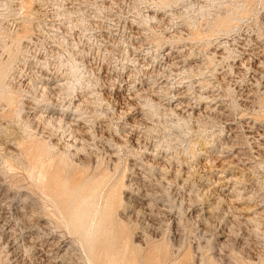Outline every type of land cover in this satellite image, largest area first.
Returning a JSON list of instances; mask_svg holds the SVG:
<instances>
[{"label":"rangeland","instance_id":"rangeland-1","mask_svg":"<svg viewBox=\"0 0 264 264\" xmlns=\"http://www.w3.org/2000/svg\"><path fill=\"white\" fill-rule=\"evenodd\" d=\"M0 264H264V0H0Z\"/></svg>","mask_w":264,"mask_h":264},{"label":"bare ground","instance_id":"bare-ground-1","mask_svg":"<svg viewBox=\"0 0 264 264\" xmlns=\"http://www.w3.org/2000/svg\"><path fill=\"white\" fill-rule=\"evenodd\" d=\"M29 6V5H28ZM235 22V21H237V19L234 17V18H230V19H228V18H221V19H217L216 20V25H215V29H214V31H212V33H228V32H230L231 31V29H232V27H231V24H232V22ZM193 30V29H192ZM197 35H199V34H197ZM200 36V35H199ZM200 38V37H199ZM168 55V54H167ZM169 62V61H168ZM172 65H173V63H172ZM147 75V74H146ZM145 76V75H144ZM44 77H46V76H44ZM48 81H50V79L49 78H46L45 79V81H44V87H42V86H40V87H36L35 86V84L33 85V84H31V87H33L34 88V90H39L40 91V93L42 94V96L44 97V100L46 101V100H48V103H46L44 106H46L45 107V109L43 108L40 112L41 113H46V114H48V115H46V116H44V117H42V116H40L41 118H42V120L43 121H40V122H43L44 123V125H49V126H51V128L52 127H54V125H55V127H56V129H58L57 131H60L61 132V137H65V135H68L69 136V138L71 139V141H72V143H77V144H79L78 142H83L84 140H83V138H81V137H77V134H79L80 135V131H81V129L80 130H77V129H73L74 127H75V125L76 124H74V125H72V123H70V122H68V123H64V121H63V119L62 118H59V119H56V117H54L56 114H58V110L57 111H53V109H51L49 106H47L49 103H50V101H53V102H55V105H56V107L58 106L59 108H60V111L62 112L63 111V113L65 112V110H68L69 108H70V106H76L75 107V110H74V113H78L79 112V105H75L74 104V100L76 99V98H79V94L75 91V86L74 85H71V87L69 88V89H67L68 91H70V93L69 94H67V95H65V91H67V90H64V87H65V84H61V85H58L59 87H55V91H53L51 88H48V87H46V86H48V84H49V82ZM60 84V83H59ZM79 88V87H78ZM67 91V92H68ZM78 91V90H77ZM179 91V90H178ZM180 92V91H179ZM63 95H65L66 96V98L67 97H69V100H68V106H66V105H64V104H62V105H59V103L57 102V101H60L61 103H63V101H64V98H63ZM178 95V94H177ZM64 96V97H65ZM78 100V99H77ZM82 103V102H81ZM80 103V104H81ZM179 105H181V103L179 104ZM65 109V110H64ZM81 111V110H80ZM41 115H44V114H41ZM38 117V116H37ZM39 117V118H40ZM80 117V116H79ZM36 120H37V118H36ZM79 120V119H78ZM81 120H83V122L85 123V124H87L88 123V120H85V119H81ZM38 122V121H37ZM72 122V121H71ZM83 123V124H84ZM49 126H47V127H49ZM74 126V127H73ZM77 126V125H76ZM39 127V126H38ZM54 127V128H55ZM73 127V128H72ZM84 129L86 128V131L87 132H89V130H92L91 129V127H90V125L89 124H87V125H84V126H82ZM32 129V128H31ZM38 128H36V130H37ZM34 130V129H33ZM40 130H41V128H40ZM44 130V129H43ZM48 130V129H47ZM50 130V129H49ZM55 130V129H54ZM51 132H52V130H51ZM39 133V132H38ZM82 133V132H81ZM54 134V133H53ZM87 134V133H86ZM55 135V134H54ZM82 135V134H81ZM88 135V134H87ZM38 136V135H37ZM49 136V135H48ZM67 136V137H68ZM49 138V137H48ZM68 139V138H67ZM62 141V140H61ZM66 142H68V141H66ZM83 143H85V142H83ZM82 143V144H83ZM73 144V145H74ZM75 146V145H74ZM80 146L82 147V145L80 144ZM51 148V147H50ZM78 148V147H77ZM54 149V148H53ZM76 150V149H75ZM80 150V149H79ZM78 152V151H77ZM45 165V164H44ZM39 171H40V169H39ZM228 182V181H227ZM32 240H33V238H32ZM31 240V241H32ZM47 244V243H46ZM45 245V244H44ZM53 246V244H51V243H49L46 247H44V249H45V253H46V255L48 256V255H50V254H52L53 255V257L54 258H64V257H62V256H64V253H61V251L60 250H55V248H53L52 247ZM56 247V246H55ZM35 249H37V248H35ZM43 251V250H42ZM54 258H53V260H54ZM59 261V260H58ZM61 261H62V259H61Z\"/></svg>","mask_w":264,"mask_h":264}]
</instances>
